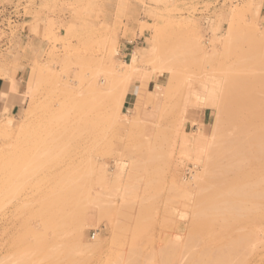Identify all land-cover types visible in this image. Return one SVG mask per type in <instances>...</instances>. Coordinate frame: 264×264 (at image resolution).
Segmentation results:
<instances>
[{
    "label": "rangeland",
    "instance_id": "374dc122",
    "mask_svg": "<svg viewBox=\"0 0 264 264\" xmlns=\"http://www.w3.org/2000/svg\"><path fill=\"white\" fill-rule=\"evenodd\" d=\"M239 30L242 32H238ZM247 33L250 35L248 36ZM251 36H256L255 38L258 39H253ZM263 37L264 0H0V162L3 160L0 166L3 164L8 168L2 165L4 169L6 168L4 171L0 167L4 171L3 173L0 170V181L2 180L0 198L7 196L2 200L4 203L0 200V264H21V257L23 256L21 261L23 262L24 257L28 255L26 260H30L29 263L33 264H99L100 260L105 264L114 237L113 223L118 221L117 208L120 211L123 205L134 199L138 205L136 206L132 201L131 204L133 203L138 211L140 209V214L150 201L155 202L158 199L153 210V213H157L156 216L154 215L157 224L151 248L161 249L163 243L160 235H164L165 232L171 240L185 244L188 238L185 236L189 234L187 230L191 226L189 220L193 218L191 214L197 195L196 190H199L200 180L203 182L208 176L204 177L202 174L205 173V169L207 170L211 152L215 150L211 148H217L220 142L217 140V135L221 130L223 131L226 123L218 102H222L224 90L231 85L232 80L228 79H233V76L232 78L228 76L232 75V70L238 67L240 62L245 59L239 67L241 68L242 64L245 66L241 68L242 70L239 68L241 72L236 68L234 76L236 73L244 75L250 71V69L246 70L248 63L250 64V56L247 58L246 53L254 50L252 46L261 44L262 51H259L261 50L258 49L259 46L256 49L261 53L264 52ZM260 39H262L261 43L257 44ZM251 40L256 41L254 42L256 45ZM237 41L241 45L240 48ZM243 41L250 42L252 46L251 44V47L248 46L249 43L246 45L245 42L242 44ZM220 110L222 116L219 115ZM220 116L222 120L225 119L223 120L225 123L219 122L222 125L218 124ZM216 123L223 127L218 126L221 129L218 133H216L218 129ZM144 130L146 131L143 132ZM161 135L165 139L163 143L164 139ZM14 138H16V146ZM152 142L154 148H151ZM158 145L163 149L157 147ZM7 146L10 150L6 148ZM15 147L18 149L16 152ZM1 152L7 154L3 156ZM149 154L150 160H148ZM18 155L21 156L17 160ZM20 157L28 164L25 165L24 172V167L19 168L14 164L17 160L16 164L20 161L21 167L24 166V161L21 162ZM29 158H35L38 163L34 160L32 162ZM31 167H34L32 169L34 172L30 170ZM152 169L155 170L151 171ZM6 170L9 174L14 171L12 173L14 178L7 179L9 183L13 181L12 185L3 180L9 175L5 174ZM19 171L25 175L24 178L19 177L23 176ZM67 171L68 173L65 174ZM78 176H82V181ZM16 177H19L20 181L16 180ZM68 177L70 180L67 179ZM151 178L154 180L152 186L154 185L155 188L149 189L147 185H150ZM17 181L22 183V188L19 187V190L15 186V184L19 185ZM2 182H6L9 188L15 187V191L22 190L19 194L17 191L13 194L14 189L11 192L12 189L8 188L11 193L7 191V194H4L7 185ZM110 186L113 189L109 190ZM143 191L149 194L151 192L149 196L155 195V197L149 201L148 194ZM68 192L71 195L67 194ZM139 194L143 195L139 196ZM169 194L170 205L174 207H172V216L176 215L173 218H176L177 221H174L177 223L171 229H160L159 219L164 217L163 204ZM179 194L185 195L186 198L183 199L182 195L181 199L178 197ZM57 195L72 198L71 200L68 198L70 203L76 197L84 202L81 205L83 208L80 209L86 207L88 209L87 216L79 218L81 222L79 220L77 229L70 228L67 231L70 234L63 237L67 240L70 238L71 245H64L66 243L61 238L52 246L55 251L51 250L52 247L50 250L49 247H44L38 251L40 253L31 250L26 252V249L22 250L23 253L18 248V241L23 225L26 224L25 221L36 216L34 215L36 210L33 212L35 208L38 212L42 211L44 200L54 197L57 199ZM8 198L13 200L11 199L10 204L7 205ZM174 201L179 203L174 204ZM184 202L188 203L187 208ZM23 203L31 204L33 207L28 204L24 207ZM99 212L105 217L103 218ZM105 212L109 214L106 215ZM106 218L110 221H106ZM262 227L255 231L258 236L254 233L255 236L261 237V244L256 242L260 238L249 236L251 242L255 240L254 244L251 243V249H255L254 247L259 244L257 249L260 251L255 250L261 256H258L256 251L253 250V253L248 249L250 251V254L247 252L249 256H246L248 264H264ZM242 228L244 227H238L237 235H244V232L248 235L252 234L247 227ZM76 242L79 250L75 246ZM81 243L87 245L83 247ZM145 243H148V238H145L141 245V252H136V254L141 253L140 258L138 256L139 262L138 258L134 260L133 256V263L135 261V263L148 264V261L146 262L148 258L144 259V256L148 257V244ZM93 248H97V253L91 250ZM67 249L72 252L75 249L76 254H79L65 252ZM198 249L194 248V250ZM29 251L33 252V255H30ZM47 252L49 255L52 253V256L46 260L43 258L42 261L41 257L43 255L47 257ZM66 253L67 258H62ZM183 253L184 257L181 256L180 261L178 259L175 264H188L189 261L187 263L185 261L191 256L187 254L188 252ZM17 256L20 261L16 260ZM85 256L92 260L84 262ZM7 257L13 259H6ZM129 260L127 259L128 262Z\"/></svg>",
    "mask_w": 264,
    "mask_h": 264
},
{
    "label": "bare ground",
    "instance_id": "6f19581e",
    "mask_svg": "<svg viewBox=\"0 0 264 264\" xmlns=\"http://www.w3.org/2000/svg\"><path fill=\"white\" fill-rule=\"evenodd\" d=\"M257 27V26H256ZM235 29V28H234ZM258 29V28H257ZM242 32V30H239L238 32ZM233 32V31H232ZM235 32V31H234ZM233 32V33H234ZM246 32V31H245ZM252 33V32H251ZM254 33V32H253ZM232 34V33H231ZM242 34V33H240ZM246 34V33H245ZM255 34V33H254ZM263 34V33H261ZM235 35V34H234ZM248 35V33H247ZM246 35V36H247ZM250 35V34H249ZM248 35V36H249ZM253 35V34H252ZM243 36V35H242ZM232 37V36H231ZM237 37V36H236ZM256 37V36H255ZM253 36H251V38L253 39H258V38H255ZM238 38V37H237ZM243 37H241L242 39ZM250 38V39H251ZM262 38V37H261ZM230 39V38H229ZM228 39V40H229ZM244 39V38H243ZM236 40V39H235ZM261 40L260 39V42L258 41L257 44L261 43ZM247 41H250V40H247ZM263 41H264V37H263ZM232 42V41H231ZM239 41H237L238 43ZM242 42V40H241ZM247 45V43H249L248 46H250V42H246V41H243L242 44H245ZM251 42H256L254 40H251ZM236 44V43H235ZM254 45H256V43H254ZM263 45V44H262ZM241 45H239L238 43V47L240 48ZM252 46V44H251ZM250 46V47H251ZM259 46V48H258ZM258 46H255L252 48H254L253 51H249L247 52V58H249L250 56V64L248 63V68L246 69L247 71H249L248 69H250V71L245 74L244 72V75L242 74H235V76L233 75L234 73V70L236 71V68H238V72H241L239 71V66H241L240 64L245 60H243L242 62H240L239 66L236 67V64H235V69H231L232 70V75L231 76H228L230 75L229 73H227L228 77H231L233 76V79H228V80H232V82L230 81L231 85H229L230 87L225 89L224 90V87L222 88L225 93L222 94L224 95V97L222 98V102H218L220 105L218 106L224 113V118H226V120L223 118V120L226 121V123L222 120V111L220 110L221 114L219 113L220 116V120L218 119V124H221L219 122H224L225 125H224V128L221 126V125H218L217 123V132H219V130H221L220 128H223V131L221 130L220 132L222 133H218V139L216 137V139L220 142H218V146H220L218 148H211L212 149H215L213 150V153L211 152V159L213 157V159H209L208 163H207V160H206V163L208 164L207 165V170L205 169V173L207 171V174H202L204 177L207 176V178L205 179L204 178V181L202 182L200 180V187H199V190L197 191L196 190V197H195V201H194V204H193V214H191L193 218H190L192 220H189V232H187L188 235H186L185 233V238H187V240H185V244H181L179 243L178 241L176 242L174 239H170L168 236H166V232L165 234L162 236L160 235V238H161V242L163 243V246L158 248V249H153L151 248L152 244L154 243V235H155V225L157 224V219H156V215L157 213H153V210H155L156 208V203L158 202V199H156V203L154 201H150V199L152 200L154 196H149L151 194L147 193L146 191H143V192H146L149 196V203L145 206V209L143 211H141L142 213L140 214V209L139 211L137 210V208L135 206H133V203H135L134 201L136 199H134V197L132 199H134V201L131 200V198L129 200H131L133 203L131 204V201H128V202H125L127 205H123V207L120 209L119 211V208L118 209V216L116 217L118 220L117 222H114L113 223V227H114V230H113V233H114V237H113V242L112 244H110L109 248H110V251L109 252V258H107L105 261V264H136L139 262V258H140V250L141 249V245H143V242L145 241V238H148V243H145V244H148V257L144 256V259L148 258V260H146V262L148 264H175L176 261L179 259L180 261V258L181 256H183V252L185 251L188 252L187 254H189V259H186L187 261H185V263H187L188 261V264H248V259L247 257L249 256L250 254V251L248 249H251L252 247V244H254L255 240L253 238H260V240H256V242H260L261 241V237H257L258 234L255 233L256 229L258 228H261L263 225H264V96H262L264 94V52L261 53L259 51H262L263 49V46L261 47V44L258 45ZM236 47V46H235ZM262 49H261V48ZM261 49L259 51H257V49ZM226 49H229V48H226ZM238 48H236L237 50ZM243 49V48H242ZM250 49V48H249ZM228 51V50H227ZM231 51V50H230ZM241 51V50H240ZM226 52V51H225ZM224 52V53H225ZM239 52V51H238ZM242 52V51H241ZM245 52V51H244ZM222 53V54H224ZM215 54V53H214ZM235 54V53H234ZM237 54H240V53H236ZM251 54V55H250ZM243 54H240L239 56H241ZM172 56V55H171ZM210 56V55H209ZM215 56V55H214ZM227 56V55H226ZM225 56V57H226ZM244 56V55H243ZM211 57H212V54H211ZM235 57V56H234ZM245 57V58H246ZM170 58V57H169ZM179 58V57H178ZM221 58V57H220ZM240 58V57H238ZM243 59V58H242ZM173 60V59H172ZM176 60V59H175ZM185 60V59H184ZM209 60V59H208ZM241 60V58H240ZM180 61V60H179ZM230 61V60H229ZM234 61V60H233ZM248 61V59H247ZM174 62V61H173ZM182 63V62H180ZM213 63V62H212ZM244 63V62H243ZM185 64V63H184ZM209 64V63H208ZM223 64V63H222ZM221 64V65H222ZM233 64V63H232ZM221 65H218V66H221ZM233 66V65H231ZM245 66L244 64H242V67ZM223 67V66H221ZM226 67V66H224ZM241 67V68H242ZM219 68V67H218ZM227 68V67H226ZM240 68V70H242ZM220 69V68H219ZM222 70V68H221ZM224 70V69H223ZM230 70V69H229ZM245 70V69H244ZM228 72V71H227ZM246 72V71H245ZM185 73V72H184ZM185 75V74H184ZM187 75V74H186ZM180 76V75H179ZM182 77V76H180ZM225 77V76H224ZM227 78V77H225ZM179 80H181L179 78ZM107 82V81H106ZM228 82V81H227ZM226 82V83H227ZM224 86V85H223ZM107 87V86H106ZM111 87V85H110ZM143 88H145L143 86ZM212 88V87H211ZM210 89V88H209ZM208 89V90H209ZM221 89V90H222ZM144 90V89H143ZM142 91V90H141ZM223 92V91H222ZM209 93V92H208ZM261 93H263L262 95H260ZM210 94V93H209ZM262 96V98H260V96ZM140 96V95H139ZM148 96V95H147ZM143 98V97H142ZM150 98V97H149ZM188 99V97L186 98ZM185 99V101H186ZM147 100V99H145ZM207 101V100H206ZM213 101V100H212ZM211 101V102H212ZM215 101V99H214ZM209 102V101H208ZM223 103V104H222ZM185 104V103H184ZM210 105H213V104H210ZM221 106V107H220ZM184 110V109H183ZM182 111V110H181ZM219 112V110L217 111ZM218 115V116H219ZM222 120V121H221ZM217 121V120H216ZM215 124V123H214ZM220 128H219V127ZM214 129V128H213ZM162 130V129H161ZM160 130V132H161ZM166 130V129H165ZM146 130H144L143 132H145ZM158 131V130H157ZM164 131V130H163ZM162 131V132H163ZM131 132V131H130ZM166 132V131H165ZM164 132V133H165ZM168 132V131H167ZM19 133V132H18ZM157 132H155V137L157 138V135H156ZM215 133V134H216ZM20 134V133H19ZM131 134V133H130ZM162 134V133H161ZM170 134V133H169ZM221 134V135H220ZM133 136V135H132ZM221 136V137H220ZM130 137V136H129ZM154 137V138H155ZM213 137V136H212ZM220 137V138H219ZM7 138V137H5ZM132 138V137H131ZM155 138V139H156ZM161 138H162V135H161ZM18 139V137H17ZM136 139V138H135ZM154 139V140H155ZM159 139V138H158ZM164 139V138H162ZM108 140V139H107ZM216 140V142H217ZM15 141V142H14ZM14 144L16 143V138H14ZM21 141V140H20ZM86 141V140H85ZM110 141V140H109ZM134 141V140H133ZM163 141L165 142V139L162 140V143ZM170 141V140H169ZM148 142V141H147ZM159 142V141H158ZM167 142V141H166ZM106 143H109L106 141ZM153 143V146H151V148H154V142ZM161 143V144H162ZM209 143L212 145V142L209 141ZM208 143V144H209ZM214 143V142H213ZM11 144V143H10ZM139 144V143H138ZM158 144V143H157ZM160 144V143H159ZM207 144V143H206ZM209 144V145H210ZM12 145V144H11ZM18 145H19V142H18ZM17 145V146H18ZM92 145V144H91ZM141 145V143H140ZM139 145V146H140ZM144 145V144H143ZM183 145V144H182ZM210 145V146H211ZM16 146V144H15ZM96 146V145H95ZM136 146V145H135ZM208 146V145H207ZM4 147V146H3ZM13 146H11L12 148ZM72 148V146H70ZM93 147V146H92ZM100 147V146H99ZM157 147H161L160 145H158ZM203 147V146H202ZM213 147H214V144H213ZM215 147H216V144H215ZM8 148V146L6 147ZM136 148V147H135ZM162 148V147H161ZM9 149V148H8ZM14 149V148H13ZM20 149V148H19ZM134 149V147L132 148ZM163 149V148H162ZM198 149V148H197ZM10 150V149H9ZM16 147H15V152H16ZM70 150V148H69ZM96 150V149H95ZM159 150V149H158ZM157 150V151H158ZM199 150V149H198ZM20 151V150H19ZM27 151V150H26ZM78 151V150H77ZM153 151V150H152ZM155 151V150H154ZM164 151V154L166 153L165 150ZM197 151V150H196ZM9 152V151H8ZM25 152V151H24ZM66 153L68 152V149L67 151H65ZM64 152V153H65ZM84 152V151H83ZM12 153V152H11ZM14 153V152H13ZM74 153V152H73ZM72 153V154H73ZM97 153V152H96ZM198 153V152H197ZM3 156L7 153H2ZM23 154V153H22ZM63 154V153H62ZM98 154V153H97ZM96 154V155H97ZM151 154V153H150ZM150 154L148 156V160H150ZM208 154V153H207ZM12 155V154H11ZM64 155V154H63ZM95 155V154H94ZM156 155V154H155ZM197 155V154H195ZM8 156V155H6ZM19 156L21 155H18L17 156V160L19 159ZM61 156V155H60ZM81 156V155H80ZM145 156V155H144ZM153 156V155H151ZM157 156V155H156ZM161 156V155H160ZM198 156V155H197ZM200 156V155H199ZM210 156V155H209ZM23 157V156H22ZM57 157V155H56ZM63 157V156H61ZM155 157V156H153ZM152 157V159H153ZM208 157V156H207ZM3 158V157H2ZM7 158V157H6ZM10 157H8V160H9ZM15 158V157H14ZM145 158V157H144ZM202 158V156H201ZM209 158V157H208ZM13 159V158H11ZM27 160V158H25ZM58 159V157H57ZM17 160H15L14 164L16 166H18L19 168H23L24 167V170L23 172L25 171V165H28L26 164V162L24 160H21V157H20V160L21 162H23L24 166L21 167L22 163L19 162V164H16ZM32 162L36 161L35 158L33 159H30ZM34 160V161H33ZM61 160V159H59ZM84 160V159H83ZM148 160H145L147 162H149ZM3 161V160H2ZM2 161L0 163H2ZM7 161V160H6ZM12 161V160H11ZM30 161V163H32ZM79 161V160H77ZM91 161V160H90ZM144 161V162H145ZM157 161V160H156ZM205 161V160H204ZM5 162V161H4ZM3 162V163H4ZM9 162V161H8ZM13 162V161H12ZM11 162V163H12ZM54 162V160H53ZM69 162V161H68ZM81 162V160H80ZM87 162V161H86ZM93 162V160L91 161ZM29 163V162H27ZM35 163H38V161H36ZM34 163V164H35ZM57 163V162H56ZM79 163V162H78ZM162 163V162H161ZM6 165L8 163H5ZM10 164V162H9ZM77 164V163H76ZM82 164V163H81ZM86 164V163H85ZM155 164V163H154ZM158 164V163H157ZM204 164V163H203ZM3 165V164H2ZM2 165L0 167H2ZM37 167L40 165H37L35 164ZM94 165V164H93ZM92 165V166H93ZM142 165V164H141ZM5 166V165H3ZM12 166V164H11ZM14 166V165H13ZM59 166V165H57ZM80 166V165H79ZM136 166V165H135ZM140 166V165H139ZM138 166V167H139ZM147 166V165H146ZM156 166V165H155ZM154 166V167H155ZM6 167V166H5ZM9 167V166H8ZM42 167V166H41ZM68 167V166H67ZM77 168V166H75ZM209 167V168H208ZM3 168V167H2ZM7 168V167H6ZM5 168V169H6ZM14 170H15V166L13 167ZM17 168V167H16ZM29 168V167H28ZM63 168V167H62ZM79 168V167H78ZM141 168V167H140ZM149 168V167H148ZM159 168V167H158ZM4 169V168H3ZM4 169V171H5ZM8 169V168H7ZM32 169H34V167H31L30 170L33 171ZM36 169V168H35ZM40 169V168H38ZM53 169V167L51 168ZM66 169V168H65ZM86 169V168H85ZM84 169V171H86ZM139 169V168H138ZM147 169V168H146ZM157 169V168H156ZM2 170V169H0ZM13 170V169H12ZM10 170V171H12ZM22 170V169H21ZM30 170H26L28 172H30ZM41 170H45V169H41ZM64 170V169H63ZM73 170V169H72ZM89 170V169H88ZM150 170V169H149ZM155 169H152L151 171H153ZM158 170V169H157ZM3 171V170H2ZM3 171V173H4ZM7 171V170H6ZM77 171H80L77 169ZM142 171H144V169H142ZM146 171V170H145ZM9 171H7L5 174H7ZM14 172V171H13ZM13 172H10L11 174H7L9 176H7V178L3 179L4 181L6 180V182L9 183V181H7V179H10L12 178V174ZM18 172V171H17ZM16 172V173H17ZM21 171H19L20 173ZM26 172V175L27 173ZM34 172V171H33ZM41 172V171H40ZM73 172V171H71ZM83 172V171H82ZM90 172V171H89ZM136 172V171H135ZM134 172V174H135ZM157 172V171H155ZM2 173V172H1ZM38 172H36L35 175H37ZM68 173L65 172V174ZM70 173V171H69ZM87 173V172H86ZM96 173V172H94ZM148 173V172H147ZM160 173H161V170H160ZM20 174L23 175V173L21 172ZM25 174V173H24ZM33 174V173H32ZM131 176L132 174L129 173ZM150 174V173H148ZM154 174V173H153ZM151 173V175H153ZM156 174V173H155ZM11 175V177H10ZM34 175V174H33ZM64 175V174H63ZM68 175V174H67ZM90 175V174H89ZM147 175V174H146ZM157 175V174H156ZM161 176V174H159ZM16 176V175H15ZM17 176H19L17 174ZM25 175L23 176H19V177H23L24 178ZM32 176V175H31ZM73 176V175H72ZM84 176H85V172H84ZM135 176H138V175H135ZM142 176V175H141ZM150 176V175H148ZM155 176V175H154ZM158 176V175H157ZM156 176V177H157ZM164 176V175H163ZM2 177V176H1ZM18 177V178H19ZM33 177V176H32ZM79 177V176H78ZM76 177V178H78ZM82 177V176H81ZM81 177L80 180H81ZM86 177V176H85ZM88 177V176H87ZM129 177V176H128ZM134 177V176H133ZM132 177V178H133ZM147 177V176H146ZM162 177V176H161ZM14 178V177H13ZM12 178V179H13ZM17 177L15 178L16 180L18 179ZM61 178V177H60ZM75 178V177H74ZM84 178V177H83ZM98 178V177H97ZM131 178V177H130ZM135 178V177H134ZM160 178V177H159ZM203 178V177H202ZM1 179V178H0ZM21 179V178H20ZM45 179V178H44ZM62 179V178H61ZM66 179V178H65ZM64 179V180H65ZM69 179V177L67 178ZM66 179V180H67ZM88 179V178H87ZM152 179V178H151ZM153 179H155L153 177ZM151 180L149 183L150 185H147L148 183L146 182L145 184L149 187V189L152 187V188H155V186L153 185L152 186V181L154 180ZM59 180V178H58ZM70 180V179H69ZM75 181H77L76 179H74ZM79 180V179H78ZM79 180V181H80ZM92 180V179H91ZM97 180V179H96ZM129 180V178L127 179ZM132 180V179H130ZM139 180H141V177L139 178ZM159 180V179H158ZM161 180V179H160ZM2 181V180H1ZM0 181V182H1ZM18 181H20L18 179ZM16 182V183H19V182ZM37 181V180H36ZM61 181V180H60ZM82 181V180H81ZM98 181V180H97ZM96 181V182H97ZM100 181V180H99ZM98 181V182H99ZM149 181V179H148ZM156 181V179H155ZM163 181V180H161ZM159 181V182H161ZM6 182H2L3 184L6 183ZM11 182V181H10ZM22 182V180H21ZM65 182V181H64ZM78 182V181H77ZM103 182V181H101ZM158 182V181H157ZM13 183V181H12ZM12 183H9L12 185ZM23 183V182H22ZM22 183H19V185L15 184V186L17 187V190H19L22 186L21 184ZM43 183V182H42ZM154 183V182H153ZM13 184V185H14ZM26 184V182H25ZM41 184V183H40ZM73 184V183H72ZM92 184V182H91ZM156 184H159V183H156ZM171 184V183H170ZM7 185V186H5ZM4 186L7 187V190L5 189L6 192H4V194L6 193L7 194V191H8V184L6 183ZM10 185V186H11ZM24 185V184H23ZM33 185L34 182H33ZM38 185V184H37ZM53 185V184H52ZM79 185V184H78ZM83 185V184H82ZM90 185V184H89ZM88 185V186H89ZM176 185V184H175ZM25 186V185H24ZM27 186V184H26ZM25 186V187H26ZM43 186V185H42ZM55 186V185H54ZM66 186V185H65ZM106 186V185H104ZM143 186V185H142ZM162 186V185H160ZM178 186V185H177ZM44 187V186H43ZM53 187V186H52ZM56 187V186H55ZM83 187V186H82ZM111 187V186H110ZM145 187V186H144ZM171 187V185H170ZM168 187V188H170ZM15 188V187H14ZM13 188V189H14ZM19 188V189H18ZM24 188V187H23ZM81 188V187H80ZM147 188V187H145ZM163 188V187H161ZM167 188V189H168ZM175 188V187H174ZM198 188V187H197ZM4 189V187L2 188ZM10 190L12 188H9ZM13 189L11 190V192H13ZM16 189V188H15ZM14 189V193L17 191H15ZM74 189V188H73ZM79 189V188H78ZM93 189V188H92ZM113 189L112 187L109 189L111 190ZM148 189V190H149ZM177 189V187H176ZM22 190V189H21ZM20 190V191H21ZM36 190V189H35ZM39 190V189H38ZM48 190V189H47ZM51 190V189H49ZM58 190V189H57ZM91 190V189H90ZM142 190V189H141ZM140 190V191H141ZM19 191V192H20ZM56 191V190H55ZM156 191V190H155ZM154 191V192H155ZM159 191V190H158ZM162 191V190H160ZM177 191V190H175ZM182 191V190H181ZM1 192V190H0ZM9 192V191H8ZM9 192V193H11ZM18 192V191H17ZM18 192V194H19ZM66 192V190H65ZM91 192V191H90ZM153 192V194H154ZM169 192V191H167ZM166 192V193H167ZM52 193V192H51ZM88 193V191H87ZM137 193V192H136ZM140 193V192H139ZM182 193V192H181ZM187 193V192H185ZM184 193V194H185ZM13 194H10L12 196H14ZM17 194V195H18ZM55 194V193H54ZM57 194V192H56ZM55 194V195H56ZM58 194H61V193H58ZM64 194V193H63ZM69 195H71V193H67ZM66 194V195H67ZM92 194V193H91ZM175 194V193H174ZM177 194V192H176ZM16 195V196H17ZM68 195V196H69ZM98 195V194H97ZM138 195V194H137ZM140 195H143V194H139ZM157 195H160V193H157ZM180 195V194H179ZM183 195V194H182ZM180 195L178 197H180L182 199L186 198L184 197L185 195ZM9 196V195H8ZM11 196V197H12ZM19 196V195H18ZM88 196V195H87ZM145 196V195H144ZM169 196L167 198V200L165 201V198H164V201H165V207H164V204H163V208L162 210H164V214H163V218L159 221H160V229H164V228H172L173 226L176 225L175 221L176 218L174 219L173 217L175 216H172V209L174 208L173 205L171 206L170 203H171V199H170V194L167 195ZM182 196V197H181ZM57 199H55L56 197H54V199H49V200H44V203L42 201H40L41 203H43V205L41 206L42 208V211H39L35 208L33 210V212L35 211L34 215L36 216H32L30 217L31 219L28 221L26 220V224L23 225V231L22 233H20V238H19V241H18V248H20V251L26 249L28 252V250H31V251H40L42 250L44 247H49L48 249L50 250L54 244L56 245L57 242L62 238L64 239L63 237L65 236H68L66 234H70L67 233V231L70 229V228H73V229H77L78 227V224L81 222V219H79L80 217H83L88 214L87 211V207L86 205H84L86 207V209H82L83 207L81 206L82 205V202L80 201V199H76L73 198L74 200L70 203L69 202V199L71 200L72 198H65L64 196L60 197L57 195ZM60 197V198H59ZM80 197V196H79ZM99 197V195L97 196ZM138 197V196H137ZM146 197V196H145ZM158 197V196H157ZM156 197V198H157ZM173 197V196H172ZM188 197V196H187ZM5 198H7V196L5 195ZM4 197H2V199L0 198L1 202L4 203L2 200L5 199ZM69 198V199H68ZM148 198V197H147ZM175 198H177L175 196ZM178 198V200L180 199ZM12 199V198H11ZM11 199H7L8 203L10 204V200ZM84 199V198H83ZM88 199V198H87ZM98 200V198H96ZM95 199V200H96ZM173 199V198H172ZM13 200V199H12ZM143 200V199H141ZM146 200V198H145ZM174 200V199H173ZM172 200V201H173ZM177 200V199H176ZM187 200V199H186ZM10 201V202H9ZM37 201V200H36ZM0 202V204H1ZM29 202V201H28ZM88 202V201H87ZM141 202V201H140ZM143 202V201H142ZM146 202V201H145ZM34 203V202H33ZM38 203V202H37ZM169 203V204H168ZM179 203L178 201H174V204H177ZM24 204V203H23ZM22 204V205H23ZM25 204H28V203H25ZM23 205L24 207L26 205ZM40 204V203H39ZM84 204V202H83ZM86 204V202H85ZM142 204V203H141ZM144 204V203H143ZM161 204V203H160ZM173 204V203H172ZM188 205V203H186ZM185 202H184V206L186 205ZM21 205V206H22ZM29 205V204H28ZM38 205V204H37ZM41 205V204H40ZM136 205V203H135ZM138 205V204H137ZM136 205V206H137ZM140 205V204H139ZM187 205H186V208H187ZM191 205V204H190ZM29 206H32L31 204ZM142 206V205H140ZM140 206H138L139 208H141ZM148 206V207H147ZM171 206V207H170ZM1 207V206H0ZM28 207V206H27ZM33 207V206H32ZM80 207H82L80 209ZM134 207V208H132ZM146 207L148 209V212L146 210ZM170 207V208H169ZM173 207V208H172ZM180 207V206H179ZM182 207H183V204H182ZM31 208V207H30ZM40 208V206H39ZM38 208V209H39ZM136 208V210H135ZM144 208V207H142ZM185 208V209H186ZM23 209V207H22ZM27 209V208H25ZM24 209V210H25ZM39 209V210H41ZM103 209V208H101ZM99 209V211L101 210ZM109 209V208H108ZM181 209V208H180ZM184 209V208H183ZM19 210V209H18ZM104 210V209H103ZM105 211V210H104ZM17 212V211H15ZM25 212V211H24ZM29 212V211H28ZM32 212V213H33ZM109 212V210H108ZM108 212H105L106 215H108L109 213ZM137 212V213H136ZM162 212V213H163ZM176 212V211H175ZM185 212V210L183 211V213ZM30 213V212H29ZM31 213V214H32ZM37 213V214H36ZM102 217L104 216V214H102L101 212H99ZM104 213V212H103ZM108 213V214H107ZM116 213V212H115ZM148 213V214H147ZM161 213V214H162ZM179 213V212H178ZM91 214V213H90ZM97 214V212H96ZM174 214V213H173ZM186 214V213H185ZM23 215V214H22ZM155 215V216H154ZM2 216V214H1ZM18 216V215H17ZM27 216V215H26ZM25 216V217H26ZM29 216V215H28ZM87 216V215H86ZM98 216V215H97ZM187 216V215H185ZM5 217V216H4ZM13 217V216H12ZM16 217V216H15ZM19 217V216H18ZM24 217V219H25ZM92 217V216H91ZM105 217V216H104ZM103 217V218H104ZM107 217V216H106ZM111 217V216H110ZM119 217V219H118ZM178 217V216H177ZM188 217V216H187ZM17 218V217H16ZM82 218V219H83ZM102 218V219H103ZM181 218V217H180ZM179 218V219H180ZM97 219V217L95 218ZM186 219V218H185ZM184 219V220H185ZM80 220V222H79ZM90 220V219H88ZM100 219H98L99 221ZM106 221H110V220H107L106 218ZM158 221V222H159ZM177 221V220H176ZM179 221V220H178ZM35 223V224H34ZM187 224V223H186ZM81 226V224H80ZM79 226V227H80ZM21 227V226H20ZM158 227V225H157ZM238 227H244L242 229H245V227H247L250 232L252 233L251 235H248V234H245V232L243 233L244 235H237L236 234V230L239 231ZM263 230H264V227H262ZM82 229V228H81ZM159 229V230H160ZM241 229V230H242ZM169 230V229H168ZM249 230L247 233H249ZM262 231V229H259ZM257 230V231H259ZM73 231V230H72ZM78 231V230H77ZM81 231V230H80ZM244 231V230H243ZM260 231V232H261ZM163 232V231H162ZM264 232V231H262ZM257 235L255 236L254 235ZM80 234V233H79ZM254 237L252 238V241L250 240L249 236H253ZM77 236V235H76ZM79 236V235H78ZM164 236H166V238L168 237V239H166ZM29 237V238H28ZM156 238V237H155ZM72 239V238H71ZM74 239V238H73ZM83 239V238H82ZM157 239V238H156ZM70 238L67 240V239H64L65 243L64 245H71V242L69 241ZM174 240V241H173ZM177 240V239H176ZM97 242V241H96ZM159 243V242H158ZM184 243V242H183ZM252 243V244H251ZM263 243V242H262ZM79 244V243H78ZM82 244V243H81ZM87 245V243H85ZM84 244V245H85ZM90 244V243H89ZM257 244V243H256ZM261 244V242L259 243ZM258 244V246H259ZM264 244V243H263ZM263 244L260 246V249L261 247L263 246ZM80 245V244H79ZM78 245V246H79ZM83 245V244H82ZM83 245V247H84ZM93 245V244H92ZM58 246V245H57ZM76 248H77V242H76ZM73 246V248L75 247ZM257 245L254 247L255 249H257L258 247ZM81 247V246H80ZM79 247V248H80ZM199 248L198 250H194V248ZM55 248V246H54ZM57 248V247H56ZM60 248V247H59ZM58 248V249H59ZM86 248V247H85ZM84 248V250H85ZM92 248V247H91ZM47 249V248H46ZM78 249V248H77ZM255 249H251L252 251H256ZM264 249V248H262ZM51 250H54L53 247ZM65 250V249H64ZM79 250V249H78ZM90 250V249H88ZM93 251H95L97 253V248H93L91 249ZM258 250V249H257ZM31 251H29V254L31 255L32 253H30ZM47 251V250H46ZM54 251L52 253H54ZM63 251V250H62ZM62 251H59V252H62ZM67 251H71L72 250H66L65 252ZM74 252H72V254H76L75 252V249L73 250ZM83 251V250H81ZM129 251V252H128ZM137 251H140L136 254ZM253 251V253H254ZM260 251V250H258ZM18 252V251H17ZM24 253V251H22ZM21 252V254H23ZM35 252V253H36ZM51 252V251H49ZM47 252V254L49 253ZM64 252V253H65ZM79 252V251H78ZM85 252V251H83ZM82 252V253H83ZM133 252L135 255H136V258H135V255L133 254H130ZM249 254H248V253ZM19 253V252H18ZM18 253H13V254H18ZM40 253V252H38ZM50 253V255L48 254L47 257L45 255H43V257H41L40 259L43 261V258L44 260H46L48 257L52 256ZM92 253V252H91ZM90 253V254H91ZM252 253V252H251ZM257 253V251L255 252ZM20 254V255H21ZM28 254V253H26ZM26 254L24 256H26ZM71 254V253H70ZM69 254V255H70ZM79 254V253H77ZM76 254V255H77ZM81 254V253H80ZM93 254V253H92ZM129 256H128V255ZM191 254V255H190ZM33 255V254H32ZM39 255V254H37ZM60 255V254H59ZM67 256V253L64 254V256ZM75 255V256H76ZM248 255V256H247ZM257 255L259 256L260 254L257 253ZM8 256V255H7ZM10 256V255H9ZM8 256V257H9ZM16 256V255H15ZM15 256H12V257H15ZM19 256V255H18ZM17 256V257H18ZM29 256V255H28ZM26 256V257H28ZM36 256V255H35ZM45 256V257H44ZM62 257V258H67L66 256L65 257ZM74 256V255H73ZM74 256V257H75ZM89 256V254H88ZM91 256V255H90ZM134 256V260L138 258V262L133 263V260H132V257ZM247 256V257H246ZM253 256V255H252ZM257 256V257H258ZM261 256V255H260ZM3 257H6V256H3ZM6 258V259H9V258ZM23 257V256H22ZM22 257H21V261H22ZM26 257H24L25 259H23V262L20 261L19 257L16 259L20 261L21 264H33L32 262L29 263L30 260H26ZM58 257V256H57ZM56 257V258H57ZM60 257V256H59ZM70 256H68L69 258ZM77 257V256H76ZM80 257V256H79ZM86 257V256H85ZM184 257V256H183ZM256 257V255H255ZM254 257V258H255ZM1 258V257H0ZM72 258V257H70ZM129 260V262L127 261V259ZM260 258V257H259ZM10 259H13V258H10ZM9 259V260H10ZM39 259V258H38ZM94 259V258H93ZM8 260V261H9ZM16 260L14 262H16ZM39 260V261H41ZM55 260V259H54ZM90 260H92V258H88L86 257L84 262H89ZM256 260V258H255ZM6 261V260H5ZM60 261V260H59ZM126 261V262H125ZM137 261V260H136ZM143 261V260H142ZM257 261V260H256ZM255 261V262H256ZM7 262V261H6ZM62 262V259L61 261ZM82 262V261H81ZM100 262L102 263V260H100L98 263L100 264ZM125 262V263H124ZM128 262V263H127ZM144 262V261H143ZM1 263V261H0ZM5 263V262H3ZM13 263V262H12ZM18 263V262H17ZM40 263V262H39ZM71 263H74V262H71ZM79 263V261H78ZM145 263V262H144ZM179 263V262H178ZM7 264V263H6ZM11 264V263H10ZM14 264V263H13ZM16 264V263H15ZM19 264V263H18ZM35 264V263H34ZM38 264V263H37ZM84 264V263H83ZM87 264V263H86ZM104 264V263H102ZM140 264V263H138ZM146 264V263H145ZM259 264V263H258Z\"/></svg>",
    "mask_w": 264,
    "mask_h": 264
}]
</instances>
